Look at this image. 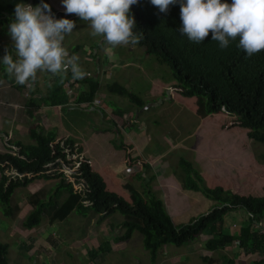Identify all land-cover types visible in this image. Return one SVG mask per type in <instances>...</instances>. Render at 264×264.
I'll return each mask as SVG.
<instances>
[{"label": "trees", "instance_id": "obj_1", "mask_svg": "<svg viewBox=\"0 0 264 264\" xmlns=\"http://www.w3.org/2000/svg\"><path fill=\"white\" fill-rule=\"evenodd\" d=\"M58 1L45 0L51 5L54 17ZM21 2L36 6L41 0H0L1 37L8 32V26L14 19L15 6ZM228 2L231 3V0ZM131 14L136 20L133 31L142 34L136 45L157 62L166 64L173 72L171 79L153 81L150 92L156 90L158 94L163 88L165 91L161 96L165 97V92L170 91L176 103L203 122L198 126L194 142L195 166L180 158L178 167L171 173L181 190L198 192L216 204L207 214L199 215L185 225H175V209L171 213L167 212L163 201L155 198L147 187V195H143L129 179L119 177L109 166L93 170L86 158L83 163L79 162L77 169L80 173L77 177L83 179L85 191H74L60 173L55 193L50 194L52 197L49 200L38 202L23 223L24 228L33 230L40 227L44 221V211L54 205L53 198L59 201L64 197L52 217V224L64 222L72 213L85 217L87 214L98 216L99 223L108 221L117 213L125 218L119 227L123 234L87 252L86 259L91 264H97L98 253L112 251L111 242L129 241L134 232L142 236L143 246L149 254V264H155L159 250L164 245L180 246L196 241L200 235L209 237L204 245L210 251L227 248L238 242L245 257H253L254 264H264V232L254 229L257 221L261 223L264 220V154L257 155L252 147L253 143L264 147V51L249 57L237 46L238 38L230 41L227 48L221 49L218 42L212 40L211 32L202 43L190 41L179 32L182 24L179 3L171 5L167 13H161L150 0H139L138 4L132 6ZM11 47L12 42L1 40L0 58L6 48L12 51ZM78 48L77 45L73 50ZM111 66L104 64L105 68ZM71 78L70 71L66 74V80L59 81L56 78L44 96L37 97L35 91L31 90L25 108L28 115L33 116L35 110L42 107H47L45 109L51 112L59 107H69L68 90L62 84ZM86 78L89 77L81 79L83 86L89 82L94 84L76 96L74 107L86 103L91 105L97 96L98 83L95 79ZM2 80L13 84L19 92H25L14 78L8 76L5 66L0 63ZM154 82L157 83L155 88ZM105 88L124 98L127 95L130 104L138 108L144 107L140 97L127 94L126 87L118 82L108 84ZM125 125L123 121L120 130L125 129ZM219 131L237 132L241 140H229L224 145L218 143V149L215 150L211 138L223 137ZM29 137L33 143L24 145L17 142L12 145L19 149L17 155L0 153V205L2 216L6 219L15 218L14 209H18L17 203L13 205L12 197L18 187L32 183L35 178H52L51 174L45 173L47 165L67 163L68 156L80 155L83 151L81 145L69 139L62 148L55 130L44 133L41 127L36 126L30 129ZM221 148L226 151L222 153ZM121 149L125 152L126 168L135 167L137 163L142 168H149V162L143 157L133 156L132 145L121 142ZM197 155L203 160L198 159ZM199 167L204 169L201 170L203 174L199 173ZM6 168H14L24 175V179L17 176L8 184ZM29 174L33 177H28ZM142 175V172H137L134 177L145 183L156 179L154 174ZM177 202L183 212L189 207L185 199L179 197ZM237 209L244 210L247 219L239 234L235 235L225 231L224 224L228 214ZM8 253L10 246L0 242V264H10ZM220 264H238V259L225 257Z\"/></svg>", "mask_w": 264, "mask_h": 264}, {"label": "rangeland", "instance_id": "obj_2", "mask_svg": "<svg viewBox=\"0 0 264 264\" xmlns=\"http://www.w3.org/2000/svg\"><path fill=\"white\" fill-rule=\"evenodd\" d=\"M56 11L55 18H68L76 22L73 32L66 35L64 46L70 55L79 56L81 67L89 73V78L95 79L99 90L91 105L86 103L78 108L74 107L76 96L94 82L84 83L83 86L81 79L71 78L62 84L68 90L69 107H59L52 112L46 110L47 107H42L35 110V116H30L25 109L30 91L34 90L37 97L44 96L50 84L52 86L53 80L58 78L59 81H64L66 74L53 76L47 72L38 73L34 86L21 85L25 90L24 94L13 84L5 80L0 81V153L17 155L19 149L12 146L14 143H33L29 132L36 126L41 127L44 133L55 130L62 148L63 143L69 139L81 145L83 149L80 155L68 156L67 163L47 165L45 173L51 174L52 178H35L32 183L18 187L12 197V203H17L18 209L14 219L2 216L0 205V242L10 246V264H91L86 259L87 252L92 248L96 249L98 244L123 234L119 227L125 218L119 213L102 223H99L98 216L87 214L88 217H85L72 213L64 222L52 224V217L64 197L59 201L53 198L54 205L44 211V221L40 228L27 230L23 226L38 202L49 200L52 197L50 194L55 193L61 178L60 173L66 183L72 185L74 191H85L83 179L77 177L80 174L77 169L79 162L83 163L86 158L93 170L98 171L104 166H109L119 177L129 179L143 195H147V190L151 191L155 198L163 201L167 212L171 213L173 209L177 212L178 209L179 213L175 212L173 218L175 225H185L191 219L207 214L216 204L198 192L181 190L171 173V170L173 172V169L178 167L180 158L194 165L196 132L198 126L203 124L191 111L176 103L170 91L165 92V97L161 96L165 91L163 88L158 94L156 90L150 92L153 89V81L173 77L172 69L144 53L136 44L112 47L103 42L102 36H92L88 22L78 19L74 14H67L62 0L56 3ZM1 40L12 42L8 32L3 37L0 36ZM77 45L79 48L73 50ZM104 64L112 66L105 68ZM114 82L126 87L127 94L142 99L144 107L140 112V108L130 104L127 95L124 98L110 93L105 88ZM154 100H162V103L155 107V104H151ZM123 107H128L129 110L126 122L131 121L136 125L132 127L128 123V131H120V126L125 122ZM121 115L123 121L117 118ZM219 133H222L223 137L211 138L212 148L215 150L218 149V143L224 145L229 140H241L237 132ZM121 142L132 145L133 156L143 157L149 162V168H142V165L137 163L135 167L126 169L125 152L121 149ZM252 147L257 155L264 154L263 146L253 143ZM225 151L221 148L222 153ZM66 153L69 151L66 150ZM197 158L203 160L200 155H197ZM199 168V173L203 174L201 170L204 169ZM137 172H142L144 176L154 174L156 179L145 183L134 177ZM5 174L8 184L17 176L24 179V175L14 168H6ZM28 177L33 175L29 174ZM179 197L187 200L189 207L185 212L177 202ZM246 219L247 213L242 209L229 213L224 224L225 231L238 235ZM254 229L264 232V220L261 223L257 221ZM208 240L207 235H200L196 241L180 246L164 245L159 250L155 264H220L225 257L237 258L238 264H254L253 257H245L241 252L238 242L227 248L210 251L204 245ZM111 244L110 253H98L97 264H149V254L139 233L134 232L131 239L124 243Z\"/></svg>", "mask_w": 264, "mask_h": 264}, {"label": "clouds", "instance_id": "obj_3", "mask_svg": "<svg viewBox=\"0 0 264 264\" xmlns=\"http://www.w3.org/2000/svg\"><path fill=\"white\" fill-rule=\"evenodd\" d=\"M150 2L161 13H167L171 5L179 3L182 22L179 32L194 43L204 42L211 32L212 40L217 41L221 49L238 38L237 46L247 56L264 51V0ZM138 3L139 0H62L67 14L88 22L91 35L102 36L103 42L112 47L135 45L142 38V34L133 31L136 20L131 14L132 6ZM75 27L74 20L55 18L51 5L45 0L36 6L17 3L14 19L8 26L12 51L6 48L0 63L19 85L34 86L38 73L42 72L63 76L70 71L73 80L83 79L89 73L81 67L79 56L70 55L63 43ZM15 213L16 209V217Z\"/></svg>", "mask_w": 264, "mask_h": 264}, {"label": "crops", "instance_id": "obj_4", "mask_svg": "<svg viewBox=\"0 0 264 264\" xmlns=\"http://www.w3.org/2000/svg\"><path fill=\"white\" fill-rule=\"evenodd\" d=\"M156 82H154L153 83V86H154V88L156 87ZM24 94V93H23ZM162 103V100H154V101H152L151 102V104H155V107H158L160 104ZM143 108V107H142ZM142 108H140V110L138 111V112H140L141 110H142ZM123 109L125 110V115H124V118H125V123H126V127H125V130L126 131H128L129 130V128L127 127L128 126V123H129V126H132V127H135L136 125H133L132 123H131V121L130 122H126V117L129 115V113H128V107H123ZM33 116H35L34 114H33ZM118 118V120H120V121H122L123 120V117L122 116H118L117 117ZM137 119H138V117H137ZM197 129V128H196ZM124 130V131H125ZM142 131V130H141ZM134 132H136V128H135V131ZM136 134V133H135ZM130 144H132V143H130ZM128 175V174H127ZM142 176H144V175H142ZM145 177V176H144ZM112 241V240H111ZM114 243V242H113ZM112 245V244H111Z\"/></svg>", "mask_w": 264, "mask_h": 264}]
</instances>
